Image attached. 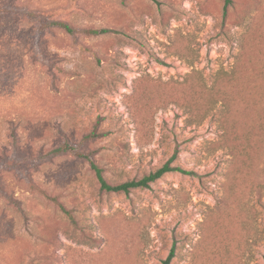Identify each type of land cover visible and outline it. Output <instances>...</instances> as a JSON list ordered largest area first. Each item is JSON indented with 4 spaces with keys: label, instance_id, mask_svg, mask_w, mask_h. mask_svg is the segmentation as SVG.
Wrapping results in <instances>:
<instances>
[{
    "label": "rangeland",
    "instance_id": "1",
    "mask_svg": "<svg viewBox=\"0 0 264 264\" xmlns=\"http://www.w3.org/2000/svg\"><path fill=\"white\" fill-rule=\"evenodd\" d=\"M224 5L0 0V264H264V0ZM64 142L111 185L193 175L102 191Z\"/></svg>",
    "mask_w": 264,
    "mask_h": 264
},
{
    "label": "trees",
    "instance_id": "2",
    "mask_svg": "<svg viewBox=\"0 0 264 264\" xmlns=\"http://www.w3.org/2000/svg\"><path fill=\"white\" fill-rule=\"evenodd\" d=\"M230 3H231V0H225L224 10H226L227 6ZM44 27H55V28L61 29L62 31H64L65 33H67L69 35H74V34H78V33H83L86 35H101V34L107 33V30H105V29L79 30V29H76L73 26H71L70 24L63 22V21H50V22H47L46 24H44ZM98 136H99V134H97L95 132V129H94L92 132H90L89 134L84 136L83 140L85 141V140H89V139H94V138H97ZM67 152L76 158L85 159L88 162L90 168L95 173V176H96V178L100 184V189L102 191H106V192L127 193L132 189H138V188L139 189H146V188H149L151 183L157 181L164 174L170 173V172H178V173L185 174V175H193V173L190 171L184 170V169L180 168L179 166L172 165L173 161L175 160V158L177 156V151H174L171 158L167 162H165L161 167L156 169L155 171L150 172L147 175L142 176L140 179H132V180H128L124 183H120L117 185H111V184L107 183L106 180L103 178L102 170L96 165L95 160L92 156V153L80 152L75 145H73L69 142H64L58 148L53 149L50 152V154L51 155H58V154L67 153ZM58 206L63 211H65L60 204H58ZM175 251H176V246H175V242H174L172 244L170 250H169L167 257L163 261V264H171L173 258L175 257Z\"/></svg>",
    "mask_w": 264,
    "mask_h": 264
}]
</instances>
